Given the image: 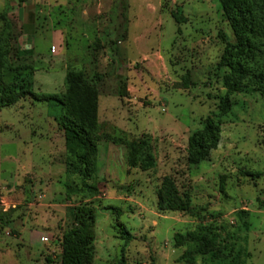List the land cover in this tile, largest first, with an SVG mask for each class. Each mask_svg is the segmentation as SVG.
Here are the masks:
<instances>
[{"label": "rangeland", "instance_id": "rangeland-1", "mask_svg": "<svg viewBox=\"0 0 264 264\" xmlns=\"http://www.w3.org/2000/svg\"><path fill=\"white\" fill-rule=\"evenodd\" d=\"M237 41L221 0H0L12 66L0 78L30 93L0 104V264H62L64 234L86 208L93 264H217L200 254L209 230L243 264H264V89L226 87L221 62ZM71 71L98 94L88 181L72 172L62 108L47 100L66 94ZM223 98L233 109L219 145L190 164V137ZM135 141L149 142L152 169L129 165ZM166 178L189 210L159 208Z\"/></svg>", "mask_w": 264, "mask_h": 264}, {"label": "trees", "instance_id": "trees-1", "mask_svg": "<svg viewBox=\"0 0 264 264\" xmlns=\"http://www.w3.org/2000/svg\"><path fill=\"white\" fill-rule=\"evenodd\" d=\"M224 13L237 35V43L230 44L222 58V65L230 72L225 77V85L232 93L243 92L249 87L264 89V0H221ZM4 53L0 54V74L2 70H11ZM185 86L188 80H185ZM67 92L62 98L49 96L48 101H56L62 108L63 127L66 145L72 161L69 162L73 173L84 180H92L96 176V160L98 147L93 139L98 127V94L84 75L71 71L66 77ZM29 93L24 85H5L0 78V104L11 106ZM233 109L228 98H223L218 113L209 118L197 130L189 141L188 162L199 164L206 160L211 151L220 142L222 123ZM92 131V132H91ZM131 153L128 163L132 167L141 166L145 171L154 167V156L149 142L140 141L130 144ZM96 190V188H94ZM159 208L162 210H189L187 197L180 195L171 179L166 178L159 193ZM77 226L64 234L62 264H93L95 242L89 234L96 217L91 209H83L75 213ZM213 232L209 230L198 241L200 254H213L217 264H243L244 252L234 253L232 246L221 235L218 243L211 242ZM129 234V239H130ZM176 245L183 246L187 238L176 236ZM189 264H194L195 256L185 255Z\"/></svg>", "mask_w": 264, "mask_h": 264}]
</instances>
